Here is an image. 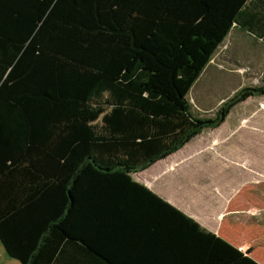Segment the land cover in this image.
Listing matches in <instances>:
<instances>
[{
    "label": "trees",
    "instance_id": "1",
    "mask_svg": "<svg viewBox=\"0 0 264 264\" xmlns=\"http://www.w3.org/2000/svg\"><path fill=\"white\" fill-rule=\"evenodd\" d=\"M0 0V241L21 264H260L133 175L215 118L189 94L264 0Z\"/></svg>",
    "mask_w": 264,
    "mask_h": 264
},
{
    "label": "crops",
    "instance_id": "2",
    "mask_svg": "<svg viewBox=\"0 0 264 264\" xmlns=\"http://www.w3.org/2000/svg\"><path fill=\"white\" fill-rule=\"evenodd\" d=\"M253 2L259 7L260 0ZM208 130L213 129L204 130L179 151L150 166L154 167L153 173L148 168V176L141 179L146 187L152 185L148 188L204 229L264 264V190L260 189L264 184L261 177L264 173L247 169L249 176L252 175L250 180H243L247 175L232 179L234 166L242 168L251 163L231 162L228 138L217 132L210 134ZM135 180L143 184L138 178ZM168 180L170 184L166 183ZM159 184L165 188L161 189ZM247 189L258 193L257 202L244 201L242 194Z\"/></svg>",
    "mask_w": 264,
    "mask_h": 264
},
{
    "label": "rangeland",
    "instance_id": "3",
    "mask_svg": "<svg viewBox=\"0 0 264 264\" xmlns=\"http://www.w3.org/2000/svg\"><path fill=\"white\" fill-rule=\"evenodd\" d=\"M259 88H264V42L250 32L232 29L208 69L191 90L189 100L194 111L202 118H215L222 104L236 93L244 89ZM208 132H217L219 136L228 138L231 162L251 163L250 166L247 165L250 168L234 166L231 170L234 174L232 179L247 175L243 180H250L252 175L249 176L250 173L245 171L247 169L264 173V94L252 96L236 106L221 129ZM149 170L153 173L154 167ZM149 170L140 171L137 173L138 177L136 174L132 177L144 184L143 177ZM166 183L170 184L171 181ZM148 187L152 188V185ZM159 187L165 188L161 184ZM260 189L264 190V184ZM242 198L246 202L259 200L258 193L250 189L243 192ZM0 264H21L8 256L1 241Z\"/></svg>",
    "mask_w": 264,
    "mask_h": 264
}]
</instances>
